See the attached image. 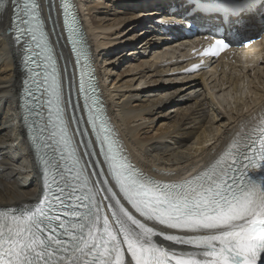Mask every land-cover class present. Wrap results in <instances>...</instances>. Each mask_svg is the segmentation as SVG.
<instances>
[{
    "label": "snow or ice",
    "instance_id": "obj_1",
    "mask_svg": "<svg viewBox=\"0 0 264 264\" xmlns=\"http://www.w3.org/2000/svg\"><path fill=\"white\" fill-rule=\"evenodd\" d=\"M7 2L0 0V10ZM10 3L16 40L28 53L25 111L35 118L29 128L44 193L34 207L0 209V264H264V123L186 179L162 181L144 173L109 125L74 5L63 0L64 25L80 65L78 91L97 152L91 139H75L83 117L74 115L79 104H72L70 93L65 97L39 0ZM229 47L218 39L204 54ZM28 97H44L34 106L38 111L28 107ZM96 155L106 169L95 170L99 159L84 160ZM250 169L261 170L259 179ZM157 237L178 247L163 246Z\"/></svg>",
    "mask_w": 264,
    "mask_h": 264
},
{
    "label": "bare ground",
    "instance_id": "obj_2",
    "mask_svg": "<svg viewBox=\"0 0 264 264\" xmlns=\"http://www.w3.org/2000/svg\"><path fill=\"white\" fill-rule=\"evenodd\" d=\"M95 1L76 0L111 115L145 171L165 179L188 177L216 159L241 128L248 129L263 116L264 53L251 66L235 64L227 72L183 75L191 43L153 34L157 28L151 23L153 16L169 12L168 4L180 6L186 0H108L110 5L105 4V8L111 11L103 12L104 18L95 15L102 4ZM11 18V7L0 14V207L4 208L33 204L42 193L39 170L22 125L23 53L13 40ZM242 20H249L258 29L256 17ZM53 24L57 50L71 83L64 32L60 21ZM251 24L237 28L241 31ZM120 26L128 28L112 31ZM130 31L135 32L124 37ZM141 39L144 41L136 46ZM122 49L120 58H109ZM126 63L130 65L120 74L112 72ZM114 74L120 81L114 80ZM164 76L174 77L163 80ZM174 84L180 86L172 88ZM228 88L231 101L230 95L217 98Z\"/></svg>",
    "mask_w": 264,
    "mask_h": 264
},
{
    "label": "rangeland",
    "instance_id": "obj_3",
    "mask_svg": "<svg viewBox=\"0 0 264 264\" xmlns=\"http://www.w3.org/2000/svg\"><path fill=\"white\" fill-rule=\"evenodd\" d=\"M91 1L94 2L95 0H91ZM102 1H103V2H102ZM104 1H105V2H104ZM97 3H102L103 6H102V4H99V5H98L99 7L97 8V11H96V9H95V12H94V13H95V15H99L98 18H104V17H103L104 14L102 15V13H103V12H105V13L108 12V13H109V12L111 11L110 9L108 10L107 8H105V7H107L106 5H107V4L110 5V3L108 2V0H98V1L96 0L94 4H97ZM90 4L93 5V3H90ZM105 4H106V5H105ZM100 5H101V6H100ZM100 9H101V10H100ZM102 9H103V10H102ZM93 11H94V10H93ZM97 12H98L99 14H98ZM104 16H106V15H104ZM263 16H264V15H263ZM110 17H113V18H114V16H110ZM117 18H118V16H117ZM121 27H122V26H120V27H115L114 29H112V31H114V32H117V31L119 32V31H120V32H121V31H124L125 29L128 28V26H127V27L124 26L123 28H121ZM140 29H141V28H140ZM140 29H139V30H140ZM136 31H138V29H137ZM134 32H135V31H133V32L130 31V32H129L126 36H124V37H128V36H130V35H131L132 33H134ZM126 33H127V32H126ZM142 41H144V40L141 39L140 41H138V42L136 43V46H138V44L140 45V43H142ZM122 52H124V49H122V50H120L119 52H117V54H116L115 56H114V55H111L109 58H113V59L120 58V57H119V54H121ZM151 55H152V54H151ZM142 59H143V58H141L140 60H142ZM140 60H139V61H140ZM136 64H137V63H136ZM129 65H130V63H126V64H124L123 66L118 67L117 69H113L112 72L117 73V74H118V73L120 74L122 71L126 70L127 67H128ZM127 72H129V71H127ZM124 73H125V72H124ZM127 74H128V73H127ZM173 77H174V76H164V79H163V80H166V79H168V78L170 79V78H173ZM113 78H114V80H117V81H120V79H121V78H118V76H117L116 74H114V77H113ZM110 79H112V77H111ZM153 79H154V78H153ZM155 79H156V80H159L158 77H155ZM155 79H154V80H155ZM150 80H151V79H150ZM150 80H149V81H150ZM213 80H214V79H213ZM212 83H213V82H212ZM214 84H215V83H214ZM214 84H213V85H214ZM176 85H177L178 87L180 86V85H178V84H174V85L172 86V88H175ZM200 86L202 87L203 85L200 84ZM211 86H212V85H211ZM242 86H243V85H242ZM227 90H228V91H227ZM226 91H227V92H226ZM229 91H230V88H228V89L225 90V94L223 93V91H221L220 93L217 94V95H218L217 98L222 99V98L224 97V95H227V97L230 95V96L228 97V99H229L228 101H231V98H230V97L232 96V91H231L230 93H229ZM214 93H215V90H214ZM221 96H222V97H221ZM228 101H227V102H228ZM230 106H231V105H228V108H229ZM163 122H164V121H163ZM160 123H161V122H160Z\"/></svg>",
    "mask_w": 264,
    "mask_h": 264
}]
</instances>
